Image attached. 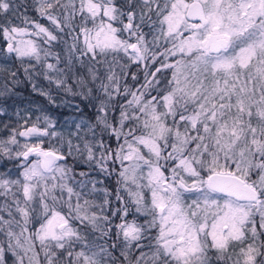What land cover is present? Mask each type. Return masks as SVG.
<instances>
[{
  "label": "snow or ice",
  "instance_id": "6c2138e0",
  "mask_svg": "<svg viewBox=\"0 0 264 264\" xmlns=\"http://www.w3.org/2000/svg\"><path fill=\"white\" fill-rule=\"evenodd\" d=\"M0 264H264V0H0Z\"/></svg>",
  "mask_w": 264,
  "mask_h": 264
}]
</instances>
